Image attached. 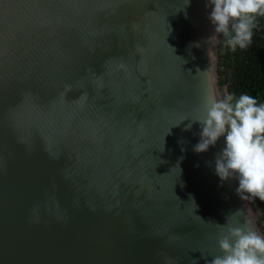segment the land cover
Here are the masks:
<instances>
[{
    "label": "water",
    "instance_id": "water-1",
    "mask_svg": "<svg viewBox=\"0 0 264 264\" xmlns=\"http://www.w3.org/2000/svg\"><path fill=\"white\" fill-rule=\"evenodd\" d=\"M185 3L0 0V264H205L221 226L264 235L225 138L193 151L224 90Z\"/></svg>",
    "mask_w": 264,
    "mask_h": 264
},
{
    "label": "clouds",
    "instance_id": "clouds-1",
    "mask_svg": "<svg viewBox=\"0 0 264 264\" xmlns=\"http://www.w3.org/2000/svg\"><path fill=\"white\" fill-rule=\"evenodd\" d=\"M206 7L212 9L208 19L215 26L212 45L222 42L235 52L253 43L257 19L264 17V0H207ZM214 54L209 51L211 58ZM193 121L201 128L193 151L205 152L223 136L225 146L215 159L216 175L221 181L236 178L242 199L264 201V102L249 94L213 95ZM221 233L217 240L221 254L205 259V264H264V235L246 226H221Z\"/></svg>",
    "mask_w": 264,
    "mask_h": 264
},
{
    "label": "trees",
    "instance_id": "trees-1",
    "mask_svg": "<svg viewBox=\"0 0 264 264\" xmlns=\"http://www.w3.org/2000/svg\"><path fill=\"white\" fill-rule=\"evenodd\" d=\"M217 72L224 96L249 94L264 102V17L257 19L253 43L247 49L233 52L219 44ZM249 199L264 230V201Z\"/></svg>",
    "mask_w": 264,
    "mask_h": 264
},
{
    "label": "rangeland",
    "instance_id": "rangeland-1",
    "mask_svg": "<svg viewBox=\"0 0 264 264\" xmlns=\"http://www.w3.org/2000/svg\"><path fill=\"white\" fill-rule=\"evenodd\" d=\"M254 215H255V217H258V212L256 209H254Z\"/></svg>",
    "mask_w": 264,
    "mask_h": 264
}]
</instances>
